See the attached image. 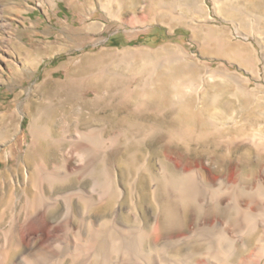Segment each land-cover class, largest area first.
Segmentation results:
<instances>
[{
	"label": "rangeland",
	"instance_id": "rangeland-1",
	"mask_svg": "<svg viewBox=\"0 0 264 264\" xmlns=\"http://www.w3.org/2000/svg\"><path fill=\"white\" fill-rule=\"evenodd\" d=\"M165 1L167 5L172 2ZM2 2L7 5L4 16L15 28L8 31V41L1 46L0 69L2 68L3 77L0 79V115L9 116L19 110L17 122H20L22 134L18 132L13 135L14 129L7 126V139L5 136L0 138L2 154L8 146L16 143L15 147L12 145L13 157L8 161L0 158V177L6 168L20 163L26 155L25 151H29L27 144L30 137L27 127L31 119L36 117L40 118V124L50 127L52 137L55 138L63 129L69 130L71 137L75 136L73 126L74 130L80 126L81 131L101 128L103 135L106 134V139L119 131L126 132L128 141L122 137L117 148L106 149L105 152L96 153L93 151V145L84 143L88 146L85 150L88 151V157H92L95 168L103 171L106 169L111 177H115L118 188L123 189L125 193L119 201L118 210L111 208L108 203H97L88 209V214H84L81 208L83 205L80 202L78 204L76 199L73 200L76 218L85 215L86 221L96 220V226L115 216L121 224H140L139 226L146 228L147 232H153L156 218L163 219L157 203L161 206H175L180 202L170 199L164 188V181L156 178L158 164L163 159L160 157H163L164 153L180 160L184 166L199 165L209 170L218 177V183L222 173L229 178L234 169L243 173L242 175L264 176V152L255 150L250 142L254 133L260 132L264 135V0H199L204 11H180L169 7L157 16H154L156 0H117L118 4L113 0H55L54 6H48L42 0ZM147 5L151 8L149 13L145 12ZM11 7L19 8L20 15L15 9H10ZM206 32H210L212 39L223 41L225 47H220L213 41L206 45ZM1 38L3 37L0 36ZM18 43L22 49L18 50L16 55ZM174 50L187 54L185 62L166 63L154 73L152 82L145 91L136 90L137 86H141V80L130 81L127 87L122 88L123 92L120 94H115V87L108 88L109 93L107 88L99 87L96 95L89 90V84H92L94 77L100 79L101 75L105 74L101 73L102 70L121 75H128V72L135 74L138 70L135 67H138L147 52L150 63L155 64L159 58ZM13 60L19 64L21 70L12 72ZM30 60L34 63H30ZM103 76L105 78L108 75L106 73ZM101 84L99 82L98 85L103 86ZM78 87L81 88L77 90ZM57 90L59 92H56ZM133 90L130 100H125V95ZM65 109L70 116V122L65 125L55 124L56 114ZM80 112H83V115L79 119ZM36 113V117H31ZM88 114H93L90 119ZM209 118L215 119L214 125L209 122ZM62 145H47L41 140L36 144L37 148L40 147L36 151H40L48 164H51L56 162L61 151L66 149V144ZM32 152L30 155L34 154ZM76 157L74 156L71 165L80 160ZM131 159L134 160L133 167L130 166ZM128 162L130 164H127ZM163 163L171 173H176L171 164L165 161ZM144 168H149L150 174L146 173ZM221 171L223 172L220 173ZM151 178H155L159 184L158 195L155 196L159 197L157 201L154 199ZM76 181L72 178L71 181L56 185L57 190L55 189L52 195L58 196L79 189L89 190L92 185L90 178ZM126 189L128 190L125 191ZM249 197L247 199L251 201L257 198ZM132 206L138 211V218L142 216L138 219L141 221L135 222L134 217L127 214ZM214 207L215 205L210 206V215L207 217H227L232 224L242 218L234 208ZM95 212H98L97 215ZM52 213L50 220L57 221L63 213V208L58 207V211L56 209ZM178 219L188 225L191 215L186 212ZM233 225L236 226V222ZM62 238L65 237L61 233L53 237L55 243ZM65 239V243L70 241ZM189 247L192 248L193 245ZM184 248L186 250V247H178L174 250L175 254L182 253ZM202 261L198 259L194 264H200Z\"/></svg>",
	"mask_w": 264,
	"mask_h": 264
},
{
	"label": "bare ground",
	"instance_id": "bare-ground-1",
	"mask_svg": "<svg viewBox=\"0 0 264 264\" xmlns=\"http://www.w3.org/2000/svg\"><path fill=\"white\" fill-rule=\"evenodd\" d=\"M42 1L48 6L55 5V0ZM113 1L118 4L117 0ZM214 1L216 2V0ZM154 6V16H157L158 13H162L166 10V8L169 7L180 11L185 10L190 12L191 9L204 11V7L199 3V0H172L170 5H167L165 0H156V5ZM6 7L7 5L3 3L2 0H0V36L3 37L0 39V52L2 51V44L8 41V31L15 28L11 21H8V19L4 16ZM145 7V12L149 13L151 8L149 5ZM10 9H15L17 14L20 15V10H18L19 8L11 7ZM119 11L120 9L118 8L117 12ZM206 33L204 36L205 40L207 41L206 45L213 41L218 46L225 47V45H223V41L214 40L211 38V35L209 34L210 32L207 34ZM16 48L17 50H14L17 55V52H19L18 50L22 48L19 43L16 45ZM3 53L5 52L3 51ZM147 55H149L148 52L146 56L140 60L138 67H135L138 69L135 74L129 73L127 71L128 75H121L115 72L108 73L105 70H102L101 73H107L108 76L104 78L103 75L105 74H103L101 75L102 77L100 79L94 77L95 79L92 80V84H89V90H91L94 95H96L99 87L107 88V91L110 89V87H115V94H120L123 92V87H127V84L130 81L135 80H141L142 82H140V87H136V90H144L145 88L149 87L150 83L152 82L154 73L161 69V67H163L166 63H180L181 61L185 62L187 58V54L184 52L174 50L168 55L159 58L154 64L153 62L150 63L149 60L151 59ZM12 62V72L14 70H21L18 63H16L14 60ZM30 63H32L31 60ZM151 65L153 66L151 67ZM127 66L128 65H126V67ZM2 77L3 71L1 68L0 79ZM65 78H67V75ZM68 78L70 77L68 76ZM71 81L72 79L70 82ZM99 82L102 83L101 85L103 86H99ZM86 83L88 84V82ZM50 84L51 82L49 85ZM110 84L115 86H110ZM59 86L61 87V85ZM76 86H78V84ZM71 87L73 88L72 85ZM79 88L81 87H78L77 90H79ZM77 90L75 92H77ZM56 92L59 91L57 90ZM75 92L74 94L77 96ZM87 92L88 90L85 91V93ZM133 93L134 90L131 91L130 94L125 95L124 99L127 101L130 100L129 97ZM75 99H77V97ZM94 99H92V101ZM69 101L70 100L68 99V102ZM50 110L52 111L51 108ZM18 111L19 110H15L13 114H10L9 116L7 114L0 115V138L4 137L5 135L7 136V126H11L14 129L13 135L17 134L18 132H20V135L22 134L20 130V122H17ZM56 115L57 117L55 121L57 122L55 124L58 123L60 125H65L70 122V116L66 113V109L62 113H58ZM82 115L83 112H80L78 118H82ZM91 115L93 114H88L89 119ZM32 116L36 117L37 113L36 115H31V117ZM9 122L12 123V125ZM209 122L214 125L213 123H215V119L209 118ZM79 127L80 126H77L75 130L74 126L72 127L73 131H75V136L72 135L73 137L69 135V130L63 129L62 133L55 138L52 137L50 127L40 124L39 117L32 118L29 122L27 127L30 137V142L27 144V150L29 151H25L26 155L20 163H17L16 166L6 168L0 177V264H194V262L198 259L203 260L200 262V264H264V176L262 175H242L243 173L241 174V172L234 169V171L229 175V178H227V175H222L223 171H221V176L217 174L220 178V182L218 183V177L211 174L209 170L204 169L199 165L188 167L184 166L185 164L183 165L180 160L178 161L173 156L164 153L163 157H160L163 159L158 164V170L154 168L157 174L156 178H160L164 181V188L171 197L170 199L179 200L180 202L175 206H173L171 201L170 203L172 205L169 204L166 206H161L157 203L159 214H162L163 219L159 220L158 217L156 218L152 233L150 231V233L147 232L146 228L139 226L140 224L138 226H130L129 222H126V225L121 224L116 220L114 215L113 218H111V216L110 219L102 221L100 226H96V220H94L95 222L91 220L86 221L85 215L81 217L79 216V219L76 218L74 214L76 209L73 208L75 207L73 205L74 199L78 201V204L80 202L83 205L81 208H83L82 211H84V214H86L88 209L97 203L98 205H104L105 203H108L111 208L118 210L119 201L122 199L123 194H125L124 190L118 188L116 185L115 177H111L106 169L103 171L97 170L99 168H95L94 162L91 159L92 157L90 156L89 158V154L87 153L88 151L85 150L88 146H85L84 143L86 142L90 145H93V151L97 153L99 151L105 152L106 149L108 150L118 146L122 137L125 141L129 140L125 131H119L114 136L112 135L110 138L106 139L104 138L106 134L105 136L103 135V130L101 128L81 131ZM127 128L129 129L130 127ZM65 129H67V127ZM130 132L132 133V131ZM134 135L137 134L134 133ZM6 136L4 138H6ZM140 138H138L139 141ZM41 140L45 141L47 145L52 144L54 146H59L66 144L67 147L65 146L64 148L66 149L61 151V154L56 162L48 164L46 158L40 154V151L39 153L36 151L39 150L38 148H40H37L36 144ZM250 142L255 150L258 152H264V135L262 133H254ZM133 143H135L134 140ZM12 145L15 147L16 143L8 146L7 150L3 154L0 152L1 159L8 161L10 157L14 156H12ZM167 146H169V144H167ZM32 149H35L36 152ZM46 150L47 149H45V151ZM135 150H137V148ZM30 152L34 154L30 155ZM47 152L48 150L46 153ZM74 156L75 158L78 156L80 160L75 165H71V162L75 159ZM95 158L98 160L97 156ZM132 159L134 158L132 157ZM132 159V162L130 161V166H132L134 161ZM164 161L165 163L168 162L171 164L172 169L176 171V173H171L163 163ZM130 163L128 162L127 164ZM147 169L149 170V168ZM148 170L145 169V172L149 173ZM72 178H74L75 181H82L85 178H90V180H92V185L89 190L79 189L70 193H62L58 196L52 195L54 190H57V188H55L56 185L66 183L69 180L71 181ZM130 180H132V178ZM157 184L158 183L156 179L151 178V186L155 201H157L159 198H156L159 187ZM124 186L125 185H123V187ZM127 190L128 189L125 191ZM137 193L139 194V192ZM253 196H256L257 198L252 201L247 199L248 197L249 199L251 197L254 198ZM140 205L139 207H141ZM212 205H215L214 208H234V211L236 210L242 218L237 219L235 217V219H237L235 221L236 226L233 225L235 222L232 224V222H229L227 217L223 219L219 218L217 215H214L212 217L210 216L211 218H209L207 216L210 215L211 210L209 208L210 206L212 207ZM152 206L155 207L154 205ZM58 207L63 208V213L57 221H51L50 214L53 215L52 212L56 209L58 211ZM73 209L75 210L73 211ZM94 211L95 210H93V213ZM199 211L201 213H198ZM222 211H224V209ZM137 212L138 211H135L134 206H132L131 209L129 208L127 214H131L134 217L133 220L137 222L138 219L142 217L141 216L138 218L139 215ZM186 212L191 215V219L188 220L190 221L188 225L185 221L178 219V217L185 215ZM222 214L224 213L222 212ZM231 216L234 215L232 214ZM86 217H88V215ZM146 226L148 227V225ZM59 233H61L63 237L69 239L70 241L65 243L63 240L66 239L62 238L55 243L53 237L57 236ZM146 244H148V248L145 247ZM189 245H193V247L190 248ZM182 246L186 247V250L184 248L182 253L175 254L174 250Z\"/></svg>",
	"mask_w": 264,
	"mask_h": 264
}]
</instances>
